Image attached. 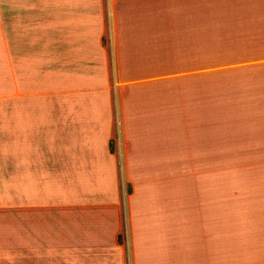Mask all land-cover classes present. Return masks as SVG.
Returning <instances> with one entry per match:
<instances>
[{"label":"crops","instance_id":"crops-1","mask_svg":"<svg viewBox=\"0 0 264 264\" xmlns=\"http://www.w3.org/2000/svg\"><path fill=\"white\" fill-rule=\"evenodd\" d=\"M110 1L0 0V264H264V0Z\"/></svg>","mask_w":264,"mask_h":264},{"label":"rangeland","instance_id":"rangeland-1","mask_svg":"<svg viewBox=\"0 0 264 264\" xmlns=\"http://www.w3.org/2000/svg\"><path fill=\"white\" fill-rule=\"evenodd\" d=\"M105 1H106V3H111L110 0H105ZM108 1H110V2H108ZM36 21H37V18H36V16H35V17H34V20H33V26H34V29H35V26H36ZM108 34H110V32H109ZM0 87H1V82H0Z\"/></svg>","mask_w":264,"mask_h":264}]
</instances>
